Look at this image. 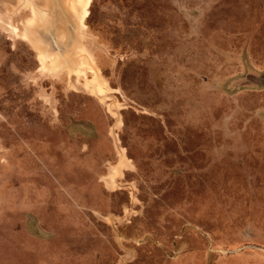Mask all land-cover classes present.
Segmentation results:
<instances>
[{"label": "rangeland", "instance_id": "obj_1", "mask_svg": "<svg viewBox=\"0 0 264 264\" xmlns=\"http://www.w3.org/2000/svg\"><path fill=\"white\" fill-rule=\"evenodd\" d=\"M0 264H264V0H0Z\"/></svg>", "mask_w": 264, "mask_h": 264}, {"label": "bare ground", "instance_id": "obj_2", "mask_svg": "<svg viewBox=\"0 0 264 264\" xmlns=\"http://www.w3.org/2000/svg\"><path fill=\"white\" fill-rule=\"evenodd\" d=\"M61 29V28H60ZM61 30H64L63 28L61 29ZM33 42H35L36 44H37V46H39L40 48L41 47H43V42H44V40L42 39V40H38V39H35ZM45 50V49H44ZM44 52V51H43ZM43 52L42 53H40V58H39V60L41 59V58H44V56H43ZM45 53V52H44ZM44 55H46V54H44ZM41 61V60H40ZM43 61H44V59H43ZM45 64V62L43 63V65ZM50 67V66H49ZM46 68V67H45Z\"/></svg>", "mask_w": 264, "mask_h": 264}]
</instances>
